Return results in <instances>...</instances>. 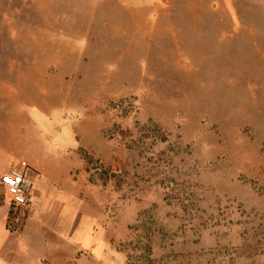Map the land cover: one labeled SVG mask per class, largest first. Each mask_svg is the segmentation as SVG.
Masks as SVG:
<instances>
[{"label":"rangeland","instance_id":"rangeland-1","mask_svg":"<svg viewBox=\"0 0 264 264\" xmlns=\"http://www.w3.org/2000/svg\"><path fill=\"white\" fill-rule=\"evenodd\" d=\"M213 1L0 0L13 142L94 204L33 198L23 264H264V60Z\"/></svg>","mask_w":264,"mask_h":264},{"label":"crops","instance_id":"crops-1","mask_svg":"<svg viewBox=\"0 0 264 264\" xmlns=\"http://www.w3.org/2000/svg\"><path fill=\"white\" fill-rule=\"evenodd\" d=\"M201 5L197 6L198 11ZM242 6H248L247 23H244L245 17H242L246 11V9L245 11L242 9ZM212 8L214 10L223 9L230 14L232 31L225 32V36L229 39L234 38L238 30L248 28V45L254 46L255 51L264 60V0H214ZM2 73L0 72V76ZM9 73L11 74L12 71ZM15 92L16 89L14 90L11 82L1 81L0 114L4 116V121H0V138L4 140V144H0V179L12 170V164L15 160L30 168L34 188L31 192L30 217L20 228L12 229L13 211L10 195L0 183V251L11 245L7 249V253L13 256L11 264H23L21 259H25L23 252L28 246L26 244L27 224L30 218H35L38 215L36 207L33 206V198L41 200V198L53 196L56 200H62L65 206L76 208L79 214H84L86 218L84 221L87 222L90 230L93 227V220L90 216L93 214L94 204L92 196L87 195V191H90L91 187H87L84 175L78 173L79 165L75 168L52 166L44 170L37 163L29 162L21 157L23 153L19 150L20 146L13 142L12 134V108L15 103ZM20 149L22 148L20 147ZM75 158L76 161H79L77 156ZM54 258L59 264H65L69 257L64 253H59ZM1 262L0 259V264H4Z\"/></svg>","mask_w":264,"mask_h":264},{"label":"built area","instance_id":"built-area-1","mask_svg":"<svg viewBox=\"0 0 264 264\" xmlns=\"http://www.w3.org/2000/svg\"><path fill=\"white\" fill-rule=\"evenodd\" d=\"M0 183L10 195L13 211L11 228L18 229L31 214V192L34 188L31 170L29 168L11 170L1 177Z\"/></svg>","mask_w":264,"mask_h":264},{"label":"trees","instance_id":"trees-1","mask_svg":"<svg viewBox=\"0 0 264 264\" xmlns=\"http://www.w3.org/2000/svg\"><path fill=\"white\" fill-rule=\"evenodd\" d=\"M85 160L87 161V163H89V162H90V160H88L87 158H85Z\"/></svg>","mask_w":264,"mask_h":264}]
</instances>
